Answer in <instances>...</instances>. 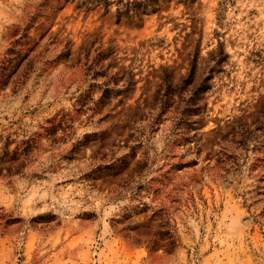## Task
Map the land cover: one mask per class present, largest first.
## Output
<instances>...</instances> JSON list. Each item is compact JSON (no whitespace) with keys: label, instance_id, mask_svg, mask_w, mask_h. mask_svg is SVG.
Returning a JSON list of instances; mask_svg holds the SVG:
<instances>
[{"label":"rangeland","instance_id":"374dc122","mask_svg":"<svg viewBox=\"0 0 264 264\" xmlns=\"http://www.w3.org/2000/svg\"><path fill=\"white\" fill-rule=\"evenodd\" d=\"M0 264H264V0H0Z\"/></svg>","mask_w":264,"mask_h":264}]
</instances>
